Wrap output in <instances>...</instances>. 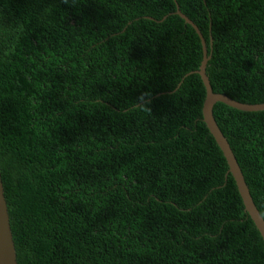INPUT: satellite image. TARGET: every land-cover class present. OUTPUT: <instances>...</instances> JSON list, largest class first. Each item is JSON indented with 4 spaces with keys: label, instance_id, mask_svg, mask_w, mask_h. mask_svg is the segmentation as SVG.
I'll use <instances>...</instances> for the list:
<instances>
[{
    "label": "trees",
    "instance_id": "trees-1",
    "mask_svg": "<svg viewBox=\"0 0 264 264\" xmlns=\"http://www.w3.org/2000/svg\"><path fill=\"white\" fill-rule=\"evenodd\" d=\"M176 3L213 92L264 102V0H0L17 264H264ZM213 115L264 219V110Z\"/></svg>",
    "mask_w": 264,
    "mask_h": 264
},
{
    "label": "water",
    "instance_id": "water-1",
    "mask_svg": "<svg viewBox=\"0 0 264 264\" xmlns=\"http://www.w3.org/2000/svg\"><path fill=\"white\" fill-rule=\"evenodd\" d=\"M176 14H178L185 23L192 26L197 35L199 36L201 46H202V59L198 69L190 71L188 74L197 73L200 75L203 85L205 87V98L202 105V120L206 124L207 128H209L210 134L213 136L216 141L218 147L220 148L226 162L228 165L227 172L230 173L235 181L238 193L242 199V203L244 206V211L247 212L248 216L254 223L257 231L259 232L262 240L264 241V219L261 216L253 197L250 193L249 187L246 183L244 175L241 171V168L237 162L235 154L233 150L218 126L215 117L213 115V106L217 102H222L228 106H231L235 109L247 112H256L264 110V102L262 103H243L237 101L225 94L215 93L212 90V87L209 82V78L206 73V65L211 57V49L210 53L207 50L206 42L202 33L200 32L197 25L186 16L179 9V5L176 3ZM211 47V42H210ZM179 86V84H178ZM178 86L173 90L175 91ZM9 222V215L7 210V204L4 196L3 185L0 176V264H17L16 253L14 248V242L12 238V232Z\"/></svg>",
    "mask_w": 264,
    "mask_h": 264
},
{
    "label": "bare ground",
    "instance_id": "bare-ground-1",
    "mask_svg": "<svg viewBox=\"0 0 264 264\" xmlns=\"http://www.w3.org/2000/svg\"><path fill=\"white\" fill-rule=\"evenodd\" d=\"M187 24V23H186ZM178 89V88H177Z\"/></svg>",
    "mask_w": 264,
    "mask_h": 264
}]
</instances>
